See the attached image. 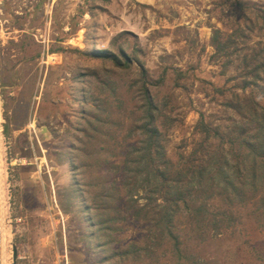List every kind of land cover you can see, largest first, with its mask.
Returning <instances> with one entry per match:
<instances>
[{"label": "rangeland", "instance_id": "obj_1", "mask_svg": "<svg viewBox=\"0 0 264 264\" xmlns=\"http://www.w3.org/2000/svg\"><path fill=\"white\" fill-rule=\"evenodd\" d=\"M263 59L264 0H0L3 264H264V162L233 144L264 133ZM144 85L176 202L122 171ZM226 151L229 187L190 177Z\"/></svg>", "mask_w": 264, "mask_h": 264}, {"label": "trees", "instance_id": "obj_2", "mask_svg": "<svg viewBox=\"0 0 264 264\" xmlns=\"http://www.w3.org/2000/svg\"><path fill=\"white\" fill-rule=\"evenodd\" d=\"M227 41H223L221 39H218L216 36L212 39V47L215 50V52L223 53L225 50L229 48ZM90 55L92 57H96L99 59H110L115 66H123L125 68H129L131 65L128 56L121 54V59L113 54L109 53L108 51H94L91 52ZM262 67H264V59ZM254 71H257V68H255ZM140 74L143 78L146 77V72L144 69H141ZM142 97H143V104H142V110H143V117H141V125L137 127V129L140 131L139 133L143 137V140L141 142V147H132V151L129 154L132 156V159L129 160L128 165H134L136 166L135 170H131L129 167L126 166L125 163H123L122 171L125 173H134L135 176L137 173H141L147 182H153L155 185H157V182H159V187L163 190V194H167L171 197V199H166L165 197H162L163 201H166L167 203H170V200L173 202H176L177 200H182L183 197V191L178 190V184L179 179L182 177L179 174H176L174 176H171L170 173V161H158L155 159V152L156 155L162 156L161 148L158 147V137L160 136L159 130L156 127V117L155 112L158 111L157 105L154 103L148 89L145 87V85L142 88ZM253 109H259V106L254 105ZM263 125H260L258 123L257 127L254 128L255 131H258L261 133V135L257 138H254V141H248L245 138L240 139L237 137L235 141H233V144H235V148L241 149L245 148L247 150L246 155H242L244 158L251 157L254 161V166L251 170L252 176L254 177L255 174V165L259 164L261 165L264 162V133L263 131ZM197 130L200 131L199 133L203 135V141L206 144L207 141L210 139L218 140L220 144L224 142V137L221 133H219L218 130H212L208 125H205L203 120H200L197 125ZM232 143L229 142V145ZM201 150L202 153L206 152L205 146L202 144ZM229 153L232 155L231 151H226L223 158L220 159V161L212 162L213 166L209 165V162H207L205 165L200 163L197 164L195 168L191 169L190 177L194 180L199 179L201 180L205 176L208 177L210 180H214L216 177L221 183V185H225L229 187L231 185V182L229 181V177L224 172V169L229 168L228 158L227 155ZM238 153H241V150L238 152L233 151V159L234 163L237 167L238 164H240V160ZM242 154V153H241ZM205 155L202 157V162L205 160ZM216 156V155H214ZM239 170V168H238ZM262 174L264 176V167L262 168ZM183 178V177H182ZM162 194V195H163ZM166 208V207H165ZM165 210V209H164ZM165 220L167 222H171L173 216L169 215L168 213L165 215ZM174 248L177 249V244L174 243Z\"/></svg>", "mask_w": 264, "mask_h": 264}, {"label": "bare ground", "instance_id": "obj_3", "mask_svg": "<svg viewBox=\"0 0 264 264\" xmlns=\"http://www.w3.org/2000/svg\"><path fill=\"white\" fill-rule=\"evenodd\" d=\"M0 125H1V115H0ZM1 127V126H0ZM1 159H0V264H3L4 258V250H3V229H2V222H1V215H2V206H3V191H2V167L1 166ZM2 231V232H1Z\"/></svg>", "mask_w": 264, "mask_h": 264}, {"label": "water", "instance_id": "obj_4", "mask_svg": "<svg viewBox=\"0 0 264 264\" xmlns=\"http://www.w3.org/2000/svg\"><path fill=\"white\" fill-rule=\"evenodd\" d=\"M15 257H16V254H15V252L13 253V258L15 259Z\"/></svg>", "mask_w": 264, "mask_h": 264}]
</instances>
